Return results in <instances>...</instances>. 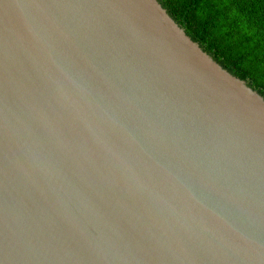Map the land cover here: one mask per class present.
Segmentation results:
<instances>
[{"label": "water", "instance_id": "1", "mask_svg": "<svg viewBox=\"0 0 264 264\" xmlns=\"http://www.w3.org/2000/svg\"><path fill=\"white\" fill-rule=\"evenodd\" d=\"M0 264H264V97L157 0H0Z\"/></svg>", "mask_w": 264, "mask_h": 264}, {"label": "trees", "instance_id": "2", "mask_svg": "<svg viewBox=\"0 0 264 264\" xmlns=\"http://www.w3.org/2000/svg\"><path fill=\"white\" fill-rule=\"evenodd\" d=\"M230 74L264 97V0H160Z\"/></svg>", "mask_w": 264, "mask_h": 264}, {"label": "clouds", "instance_id": "3", "mask_svg": "<svg viewBox=\"0 0 264 264\" xmlns=\"http://www.w3.org/2000/svg\"><path fill=\"white\" fill-rule=\"evenodd\" d=\"M160 4H161V2H160V0H157ZM162 5V4H161ZM163 6V5H162ZM166 10V9H165ZM167 11V10H166ZM215 61V60H214Z\"/></svg>", "mask_w": 264, "mask_h": 264}]
</instances>
